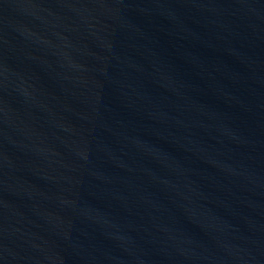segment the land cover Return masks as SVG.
I'll return each mask as SVG.
<instances>
[{"label": "water", "instance_id": "1", "mask_svg": "<svg viewBox=\"0 0 264 264\" xmlns=\"http://www.w3.org/2000/svg\"><path fill=\"white\" fill-rule=\"evenodd\" d=\"M0 264H264V0H0Z\"/></svg>", "mask_w": 264, "mask_h": 264}]
</instances>
